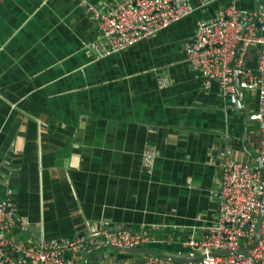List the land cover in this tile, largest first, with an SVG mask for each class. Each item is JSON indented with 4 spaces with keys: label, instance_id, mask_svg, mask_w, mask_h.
Here are the masks:
<instances>
[{
    "label": "crops",
    "instance_id": "1",
    "mask_svg": "<svg viewBox=\"0 0 264 264\" xmlns=\"http://www.w3.org/2000/svg\"><path fill=\"white\" fill-rule=\"evenodd\" d=\"M80 1L0 0V199L11 189L15 214L30 223L17 239L60 241L106 220L155 228L166 242L147 248L175 253L216 220L223 156L252 162L259 143L247 115L256 94L241 91L229 110L185 44L219 7L251 10L259 0H189L192 14L103 58L90 48L100 33ZM258 53L246 50L240 77ZM144 256L111 250L97 264H145Z\"/></svg>",
    "mask_w": 264,
    "mask_h": 264
},
{
    "label": "built area",
    "instance_id": "2",
    "mask_svg": "<svg viewBox=\"0 0 264 264\" xmlns=\"http://www.w3.org/2000/svg\"><path fill=\"white\" fill-rule=\"evenodd\" d=\"M259 3L251 10L233 3L219 7L212 17L197 22L194 37L184 48L203 85L218 83L229 110L238 104L241 91L256 94L255 108L247 113L259 133L253 161L223 156L214 190L219 204L216 220L202 238L182 240L181 250L175 252L199 259L177 262L146 254L145 264H264V0ZM80 5L98 27L99 38L90 44L98 58L116 54L196 10L189 0H81ZM255 46L259 49L256 66L240 77L246 50ZM158 82L162 87L168 83L166 77ZM154 159L153 151H144L145 167H151ZM11 196L12 190L7 189L0 199V264H81L84 253L93 247L147 248L166 242L152 233L155 228L114 229L106 220L89 232L60 241L17 239L16 233H27L30 223L15 214ZM222 251L233 252L217 254Z\"/></svg>",
    "mask_w": 264,
    "mask_h": 264
},
{
    "label": "water",
    "instance_id": "3",
    "mask_svg": "<svg viewBox=\"0 0 264 264\" xmlns=\"http://www.w3.org/2000/svg\"><path fill=\"white\" fill-rule=\"evenodd\" d=\"M258 234V230L256 231V237ZM97 249H107L106 251H103L102 253H98L96 255H94L91 259H90V263L89 264H97L99 259H104L108 256L111 255V250H115V251H121V252H130V253H134V254H141V255H155V256H159L162 258H166V259H171L177 262H185V261H190L192 259L197 260L200 258V256H195L193 258L191 257H185L184 255H178L175 253H159L156 251H153L151 249L148 248H130V249H119L116 247H112V246H98V247H93L91 249H89L88 251H86L82 257V261L81 264H85V259H86V255H88L89 252H93ZM233 251H222V252H217V254H221V253H230Z\"/></svg>",
    "mask_w": 264,
    "mask_h": 264
}]
</instances>
